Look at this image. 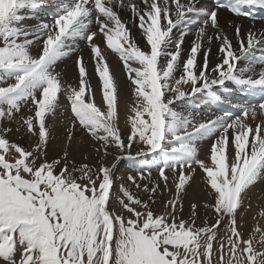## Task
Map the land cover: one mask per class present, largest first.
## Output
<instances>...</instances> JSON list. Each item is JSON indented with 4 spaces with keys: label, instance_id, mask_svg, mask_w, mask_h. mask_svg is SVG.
Listing matches in <instances>:
<instances>
[{
    "label": "snow or ice",
    "instance_id": "1",
    "mask_svg": "<svg viewBox=\"0 0 264 264\" xmlns=\"http://www.w3.org/2000/svg\"><path fill=\"white\" fill-rule=\"evenodd\" d=\"M260 183L264 0H0V264H264Z\"/></svg>",
    "mask_w": 264,
    "mask_h": 264
},
{
    "label": "bare ground",
    "instance_id": "2",
    "mask_svg": "<svg viewBox=\"0 0 264 264\" xmlns=\"http://www.w3.org/2000/svg\"><path fill=\"white\" fill-rule=\"evenodd\" d=\"M205 2L209 3V0H205ZM225 16L227 18H231V15L229 13H225ZM237 22L243 23L245 25V27L249 26V23H250L248 20H238ZM257 26H259V22H257ZM133 33L138 35V33H136V29H133ZM214 52H215V49H214ZM84 55L85 56L88 55V50L86 48L84 49ZM108 55H109V61H110V66H111L112 70L116 73L121 84L125 86L124 90L127 91L126 73L123 70L122 63L120 62L119 58L115 54L109 53ZM74 59H75V57L67 60L66 63L61 65V67L66 71L68 77L73 79V80L76 77V69L74 66ZM212 59L215 60V55H213ZM92 83L94 85H96V83H97L95 75H93ZM99 99H100L99 94H97V100H99ZM196 106L204 109L205 111L210 110L208 102L206 100L197 101ZM214 109H215V105H212L211 110H214ZM125 131H127V129H125ZM10 138L14 141H17V142L23 144V145H27L30 143L29 138L26 135L21 136L20 133H16L15 131L12 134H10ZM60 143L61 142L55 143L52 146L51 150L59 149ZM76 155H77V159L79 160L81 158L80 155L78 153ZM122 163H123V167L120 168V171L118 172V177L125 175L127 172H129L132 169V165L130 162H122ZM192 192L193 193L199 192V176L197 177V183L193 185ZM249 199L252 203V209L247 213L246 217H248L250 220H252V217L254 216V214L251 212L252 211L257 212L258 207L261 205H264V183L258 184L253 189V191L249 193Z\"/></svg>",
    "mask_w": 264,
    "mask_h": 264
},
{
    "label": "rangeland",
    "instance_id": "3",
    "mask_svg": "<svg viewBox=\"0 0 264 264\" xmlns=\"http://www.w3.org/2000/svg\"><path fill=\"white\" fill-rule=\"evenodd\" d=\"M58 142H61V140L58 139V140H56L55 143H58ZM53 145L50 146V150H49L50 155H55L59 151V149L51 150V148H52ZM251 213H253L255 215L256 214V211H252ZM245 219L248 221L249 225H251L253 223V220H250L248 217H245Z\"/></svg>",
    "mask_w": 264,
    "mask_h": 264
}]
</instances>
